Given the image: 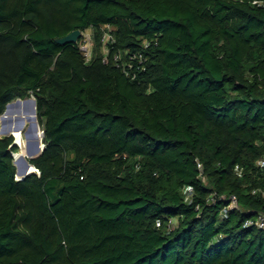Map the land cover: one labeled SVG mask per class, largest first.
Wrapping results in <instances>:
<instances>
[{
  "label": "trees",
  "instance_id": "obj_1",
  "mask_svg": "<svg viewBox=\"0 0 264 264\" xmlns=\"http://www.w3.org/2000/svg\"><path fill=\"white\" fill-rule=\"evenodd\" d=\"M77 29L90 60L56 41ZM30 96L44 137L24 102L1 123L26 141L0 135V264H264V0H0V117Z\"/></svg>",
  "mask_w": 264,
  "mask_h": 264
},
{
  "label": "built area",
  "instance_id": "obj_2",
  "mask_svg": "<svg viewBox=\"0 0 264 264\" xmlns=\"http://www.w3.org/2000/svg\"><path fill=\"white\" fill-rule=\"evenodd\" d=\"M255 3H257L258 1H254ZM105 32H104V35H103V41L104 43L106 44L107 42L109 41H114V37L112 35V27L109 26V25H106L105 26ZM83 34V33H82ZM84 35V38L82 39V41L80 42V48L81 50L83 51L85 57L87 60H90L91 57H92V47H91V41L93 39V37L89 40H87L85 38V35H86V32L83 34ZM93 35V34H92ZM149 43L146 44V46H148ZM115 59L117 60L118 59V55L115 56ZM134 59H139L140 62L143 61V56L142 54H138V53H135L133 55H131V60H134ZM132 62V61H131ZM41 132L43 134V130L41 129ZM13 157H14V160H16V157H15V152H13ZM259 164L260 165H263L264 166V159H261L259 161ZM198 166L201 168L202 165L200 163H198ZM38 170V169H37ZM39 174V170L37 172ZM187 195L188 196H192L193 193H194V189L193 187H188L187 190ZM234 206H237L236 204V198L235 197H232V204H231V207H234ZM174 220L173 219H170L169 220V225L170 224H173ZM160 225V222L158 223ZM245 225L247 227H250V226H253V227H257L259 229H264V212H260L259 214H257L256 216L252 217V218H249Z\"/></svg>",
  "mask_w": 264,
  "mask_h": 264
},
{
  "label": "water",
  "instance_id": "obj_3",
  "mask_svg": "<svg viewBox=\"0 0 264 264\" xmlns=\"http://www.w3.org/2000/svg\"><path fill=\"white\" fill-rule=\"evenodd\" d=\"M81 36H82V31L79 30V29H77V30L72 31L71 33H69V34H67V35H65V36H63V37L57 38L56 41H57L59 44L73 43V42H77V41L80 39ZM29 100H30V102L32 103V110H33V112H34V114H35L36 123H37V125L40 127L39 122H38V120H37V114H36V113H37L36 99H35V98H32V99H29ZM29 100H25V101H29ZM21 101H24V100L21 99V98H17V99H15V100H13V101H11V102H9V103L7 104V107H6L5 111H4V113H3V114L1 115V117H0V125H1V123H2L3 116H4V114L7 112V110H8L10 107L14 106V105H19V104L21 103ZM1 132H2V131H1V128H0V133H1ZM4 133H5V132H4ZM4 133H3V134H4ZM5 135L9 136V135H12V134H6V133H5ZM43 137H44V131H43ZM41 141H42V139H41ZM14 143L17 144L16 139L14 140ZM41 143H42V146H41V145L39 146V143H38V147L41 149L40 153L37 154V155H33V156H31L30 158H35V157H37V156L40 155L41 152L44 150L45 146H44L43 142H41ZM32 152L34 153V151H32ZM25 162L27 163L26 170L29 169L30 166L33 167V170L30 171V172H29V171H26L25 174H24L23 176L18 177V174H19V168H18V166H17V178H18L19 180L24 179L25 177H27V176L30 175V174H33V173H37V172H38L37 168H36L34 165H32V164L29 162V160H28L27 158H25ZM15 163H16V160H15ZM16 165H17V163H16Z\"/></svg>",
  "mask_w": 264,
  "mask_h": 264
},
{
  "label": "rangeland",
  "instance_id": "obj_4",
  "mask_svg": "<svg viewBox=\"0 0 264 264\" xmlns=\"http://www.w3.org/2000/svg\"><path fill=\"white\" fill-rule=\"evenodd\" d=\"M90 37L92 38L93 37V35H92V31H87L86 32V35H85V38L87 39V40H89L90 39ZM91 47H93L94 46V40L92 39V41H91ZM32 98H34L33 96H30V97H28V98H25V99H23L24 101L25 100H29V99H32ZM29 104V107H31L32 105H31V102L30 103H28ZM17 108V106H14L12 109H16ZM14 111V110H13ZM12 111V112H13ZM30 124V123H29ZM28 124V122H26V125L25 126H27V125H29ZM0 128H1V125H0ZM26 128V127H25ZM40 129H41V127H40ZM15 135L17 134V133H15V132H13ZM0 135L1 136H6L5 134H3L2 132L0 133ZM16 138H17V143H18V145H19V151L21 150V145H20V140H23L24 142L26 141V137L24 136V135H22L21 136V139L18 137V135H16ZM42 140H43V138H42ZM43 142V141H42ZM34 152H36V151H34ZM28 160L29 159H31L30 158V156H28V157H26Z\"/></svg>",
  "mask_w": 264,
  "mask_h": 264
},
{
  "label": "bare ground",
  "instance_id": "obj_5",
  "mask_svg": "<svg viewBox=\"0 0 264 264\" xmlns=\"http://www.w3.org/2000/svg\"><path fill=\"white\" fill-rule=\"evenodd\" d=\"M23 102H24L25 106L27 105V106L29 107V104H27V103H30V100H29V101H21V103H23ZM21 103H20L19 105H14V106H17V107H18V106L21 105ZM31 105H32V103H31ZM14 106L10 107L9 109H12ZM30 108H31V111H33V110H32V106H31ZM9 109H8V110H9ZM8 110H7V112H8ZM7 112H6V113H7ZM12 133H13V132H11V133H7V134H12ZM13 134H14V133H13ZM16 135H17V134H16ZM16 135H15V136H16ZM13 136H14V135H13ZM15 136H14V137H15ZM15 139H16V142H17V138H16V137H15ZM17 145H18V144H17ZM18 147H19V145H18ZM39 153H40V152H39ZM39 153H37V154H39ZM15 154H16V153H15ZM37 154H36V155H37ZM15 157H16V155H15ZM16 160H17V158H16ZM24 161H25V160H24ZM25 163H26V162H25ZM26 167H27V163H26ZM26 167H25V169H24L22 172L19 171V174H22L21 176H23V175L25 174L26 171H29V169H30L31 166H30L29 169H27V170H26ZM29 172H30V171H29ZM19 174H18V177H20Z\"/></svg>",
  "mask_w": 264,
  "mask_h": 264
}]
</instances>
